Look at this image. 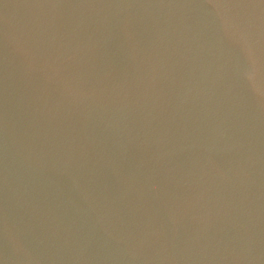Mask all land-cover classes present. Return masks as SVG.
<instances>
[{
    "label": "water",
    "instance_id": "95a60500",
    "mask_svg": "<svg viewBox=\"0 0 264 264\" xmlns=\"http://www.w3.org/2000/svg\"><path fill=\"white\" fill-rule=\"evenodd\" d=\"M0 264H264V0H0Z\"/></svg>",
    "mask_w": 264,
    "mask_h": 264
}]
</instances>
